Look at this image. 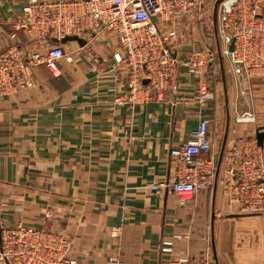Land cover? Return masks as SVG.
<instances>
[{
  "label": "crops",
  "instance_id": "1",
  "mask_svg": "<svg viewBox=\"0 0 264 264\" xmlns=\"http://www.w3.org/2000/svg\"><path fill=\"white\" fill-rule=\"evenodd\" d=\"M208 1L159 18L178 58L215 50L204 74L212 96L202 107L199 79L183 64L175 96L128 99L126 72L113 59L124 52L107 29L82 37V46L63 43L71 62L58 60L54 72L38 65L34 86L0 97V232L17 224L58 232L78 264H109V257L166 264L205 252L213 264H264V212L239 213L220 185L224 149L238 137L255 138V128L264 131V72L236 75L217 40L210 44L208 32L201 37L198 24ZM211 2L216 33L218 10ZM26 3L0 0V49L11 42L12 24ZM184 29L192 30L193 42H183ZM17 39L27 50L37 49L25 44L23 32ZM245 112L254 121H237ZM200 115L209 119L216 166L211 183L185 200L169 189H151L173 180L170 148L191 139ZM173 234L181 238L161 255L162 240Z\"/></svg>",
  "mask_w": 264,
  "mask_h": 264
},
{
  "label": "built area",
  "instance_id": "2",
  "mask_svg": "<svg viewBox=\"0 0 264 264\" xmlns=\"http://www.w3.org/2000/svg\"><path fill=\"white\" fill-rule=\"evenodd\" d=\"M193 1L198 0H27L21 17L12 24L11 42L0 49V97L34 86L38 65L44 64L54 72L58 60H73L72 53L53 38H87L107 29L115 34L124 52H115L113 59L126 72L128 99L140 102L153 93L175 96L178 67L183 64L199 79L197 101L202 107L212 96L204 74L215 58V50H194L186 59H180L173 56L174 50L159 27L160 17L167 12L185 11ZM211 1L218 10L215 38L219 54L227 58L238 76L262 74L264 0ZM19 32L27 36L25 44H35L37 49L24 48L17 39ZM232 41L233 49L229 51ZM236 119L254 121V114L245 112ZM208 126L209 119L200 115L191 139L170 148L169 157L175 163L173 180L152 184L151 189H169L185 200L208 187L216 167L210 156ZM222 164L223 195L236 203L239 213L264 212V138L261 145L253 136L232 140L222 152ZM180 238V234H173L163 239L159 253L170 254L173 242ZM69 248V240L52 230L17 224L0 232V264H78L69 256ZM108 262L124 264L117 257H109ZM166 264H213V258L209 252L180 255L169 258Z\"/></svg>",
  "mask_w": 264,
  "mask_h": 264
},
{
  "label": "rangeland",
  "instance_id": "3",
  "mask_svg": "<svg viewBox=\"0 0 264 264\" xmlns=\"http://www.w3.org/2000/svg\"><path fill=\"white\" fill-rule=\"evenodd\" d=\"M206 3H207V8L204 11L205 13H203V15H202L203 24L202 23L198 24V29H199L201 37H202V33H204V35H205L206 32H208V34L211 35V37L209 36V39L207 41L210 42V44L214 45V42L216 40L215 32H214V30H215L214 29V27H215L214 25H215L216 17H215V15L213 13L212 2L208 1ZM185 18L188 19V17H185ZM183 32L184 33H182V35H181V37H184L183 38V42L186 43L188 39H191V42H193V38H192V35H191L192 30L189 29V31L187 32V29H184ZM205 36L207 37L208 35L206 34ZM194 41L197 42V44L199 46H202L204 44V43L201 44V41L199 39H196ZM223 59H225V58H223ZM220 81H222V80L220 79V76H218V82H220ZM237 84H238V86H243V87L247 86L246 84H243V82H241V81H238ZM247 90H248V88H247ZM189 198L190 197H188V199ZM243 233H245V232H242V234ZM242 238L244 239V238H246V236L244 235V236H242Z\"/></svg>",
  "mask_w": 264,
  "mask_h": 264
},
{
  "label": "water",
  "instance_id": "4",
  "mask_svg": "<svg viewBox=\"0 0 264 264\" xmlns=\"http://www.w3.org/2000/svg\"><path fill=\"white\" fill-rule=\"evenodd\" d=\"M152 20H155V17H153ZM53 41L59 42L61 44L66 43L68 41H76L81 46L86 43V41L82 37H79L77 35H65L64 37H62L60 39L53 38ZM228 49H229V51H231L233 49V41L230 43ZM173 56H175V53L173 54ZM255 138L257 140V143L259 145H261L262 140L264 138V131L260 130L259 128H255Z\"/></svg>",
  "mask_w": 264,
  "mask_h": 264
}]
</instances>
